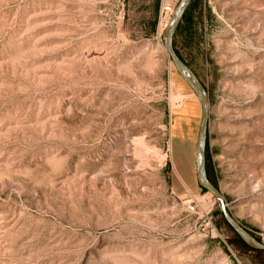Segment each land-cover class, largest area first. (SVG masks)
I'll return each mask as SVG.
<instances>
[{
  "label": "rangeland",
  "instance_id": "374dc122",
  "mask_svg": "<svg viewBox=\"0 0 264 264\" xmlns=\"http://www.w3.org/2000/svg\"><path fill=\"white\" fill-rule=\"evenodd\" d=\"M0 264H264V0H0Z\"/></svg>",
  "mask_w": 264,
  "mask_h": 264
},
{
  "label": "bare ground",
  "instance_id": "6f19581e",
  "mask_svg": "<svg viewBox=\"0 0 264 264\" xmlns=\"http://www.w3.org/2000/svg\"><path fill=\"white\" fill-rule=\"evenodd\" d=\"M184 6V5H183ZM181 8L182 7H180L179 8V10H177V12H176V15H175V17H174V20H173V22L171 23V25H170V27H169V30H168V32H167V36L169 37L171 34H172V32H173V30H174V27H175V25H176V23H177V20H178V18H179V15H180V12H181ZM177 64V63H176ZM181 68V67H180ZM185 70H186V68H185ZM184 70V71H185ZM188 73V72H187ZM188 77H189V79H190V81L192 80L193 81V79H192V77H190V75H188ZM197 81V80H196ZM194 82V81H193ZM199 88V87H198ZM195 89V88H194ZM200 91V90H199ZM198 92V91H197ZM200 93V92H199ZM201 95V94H200ZM199 95V96H200ZM202 98H203V96H202ZM205 100V99H204ZM202 136V138H201V143H200V145H199V147H198V160H199V164H200V168H198L199 169V172H200V176L204 179L205 178V176H204V173H203V155H202V149H203V138H204V131L202 132V134H201ZM205 180V179H204ZM205 182V181H204Z\"/></svg>",
  "mask_w": 264,
  "mask_h": 264
},
{
  "label": "trees",
  "instance_id": "16d2710c",
  "mask_svg": "<svg viewBox=\"0 0 264 264\" xmlns=\"http://www.w3.org/2000/svg\"><path fill=\"white\" fill-rule=\"evenodd\" d=\"M190 3H192V2H190ZM187 7H188V6H187ZM187 9H188V8H186L185 13H186ZM185 13H184V14H185Z\"/></svg>",
  "mask_w": 264,
  "mask_h": 264
}]
</instances>
